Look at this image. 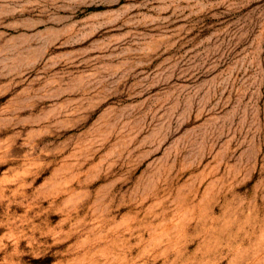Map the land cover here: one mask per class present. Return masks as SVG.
<instances>
[{"label":"rangeland","instance_id":"rangeland-1","mask_svg":"<svg viewBox=\"0 0 264 264\" xmlns=\"http://www.w3.org/2000/svg\"><path fill=\"white\" fill-rule=\"evenodd\" d=\"M0 264H264V0H0Z\"/></svg>","mask_w":264,"mask_h":264}]
</instances>
